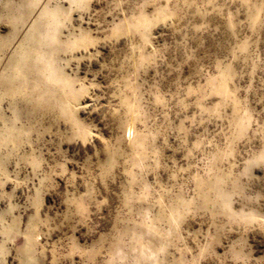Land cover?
Returning a JSON list of instances; mask_svg holds the SVG:
<instances>
[{
	"label": "rangeland",
	"instance_id": "1",
	"mask_svg": "<svg viewBox=\"0 0 264 264\" xmlns=\"http://www.w3.org/2000/svg\"><path fill=\"white\" fill-rule=\"evenodd\" d=\"M0 264H264V0H0Z\"/></svg>",
	"mask_w": 264,
	"mask_h": 264
}]
</instances>
